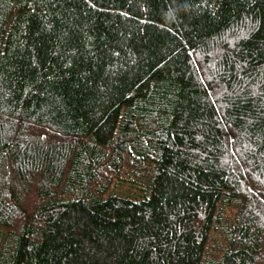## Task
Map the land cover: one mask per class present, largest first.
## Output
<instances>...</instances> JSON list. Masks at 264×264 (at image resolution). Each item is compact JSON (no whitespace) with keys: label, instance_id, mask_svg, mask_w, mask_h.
I'll use <instances>...</instances> for the list:
<instances>
[{"label":"trees","instance_id":"obj_1","mask_svg":"<svg viewBox=\"0 0 264 264\" xmlns=\"http://www.w3.org/2000/svg\"><path fill=\"white\" fill-rule=\"evenodd\" d=\"M0 264H264V0H0Z\"/></svg>","mask_w":264,"mask_h":264}]
</instances>
